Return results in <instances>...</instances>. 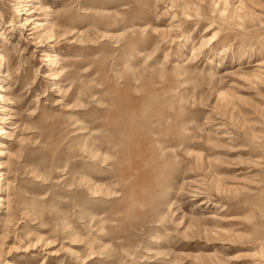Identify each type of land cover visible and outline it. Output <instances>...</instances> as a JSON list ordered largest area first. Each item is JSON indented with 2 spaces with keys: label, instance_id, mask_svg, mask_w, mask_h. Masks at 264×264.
<instances>
[{
  "label": "rangeland",
  "instance_id": "rangeland-1",
  "mask_svg": "<svg viewBox=\"0 0 264 264\" xmlns=\"http://www.w3.org/2000/svg\"><path fill=\"white\" fill-rule=\"evenodd\" d=\"M0 54V264H264V0H2Z\"/></svg>",
  "mask_w": 264,
  "mask_h": 264
},
{
  "label": "bare ground",
  "instance_id": "bare-ground-1",
  "mask_svg": "<svg viewBox=\"0 0 264 264\" xmlns=\"http://www.w3.org/2000/svg\"><path fill=\"white\" fill-rule=\"evenodd\" d=\"M0 1H2V0H0ZM189 5L187 4V3H185L184 5H182L181 6V12L183 13V14H185V12H186V8L188 7ZM173 17H175V15L173 16ZM6 59H5V57L3 56V55H1L0 54V64H2V63H4V61H5ZM6 62V61H5ZM130 63V62H129ZM7 64H9V61L7 62ZM3 65V64H2ZM4 65H5V63H4ZM8 68V67H7ZM1 73V72H0ZM8 86V85H7ZM6 89H9V87L8 88H6ZM0 92H5L4 91V89H3V87L0 85ZM11 93V92H10ZM3 98V97H2ZM3 101V100H2ZM4 128H0V135H2V134H5V132H4V130H3ZM145 138V137H144ZM153 141V140H152ZM154 142L155 143H158L159 142V140H154ZM137 145V144H136ZM163 145V144H162ZM168 146V145H167ZM132 147V146H131ZM133 148V147H132ZM0 153H3V152H0ZM4 154V153H3ZM164 157V156H163ZM129 184V183H128ZM91 186H92V184H91ZM108 188V187H107ZM129 188V187H128ZM91 189V188H90ZM109 189V192H110V188H108ZM108 191V190H107ZM94 193V192H93ZM108 193V192H107ZM112 193V192H111ZM108 195V194H107ZM108 196H110V195H108ZM1 199H0V203H1ZM0 207H1V205H0Z\"/></svg>",
  "mask_w": 264,
  "mask_h": 264
}]
</instances>
